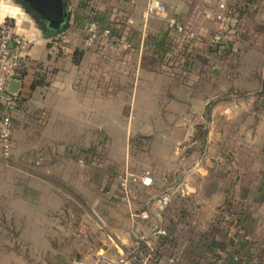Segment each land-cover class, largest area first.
I'll return each mask as SVG.
<instances>
[{"label":"crops","instance_id":"crops-1","mask_svg":"<svg viewBox=\"0 0 264 264\" xmlns=\"http://www.w3.org/2000/svg\"><path fill=\"white\" fill-rule=\"evenodd\" d=\"M161 1L167 15L189 23L199 40L238 20L235 13H222L234 0ZM65 4L68 17L53 34L40 26L12 28L31 45L11 115L15 148L17 143L24 162L32 157L37 169L34 184L24 187L23 204L46 213L103 216L101 225H82L85 233L100 234L88 241L92 255L70 256L68 263L142 264L150 246L147 264H208L219 249L226 252L224 264H264V98L213 91L228 86L203 79L204 72L196 75L190 60H180L179 49H167L172 41L162 16L143 27L145 0ZM90 13L111 34L84 48ZM7 16L14 15L4 13L0 21ZM62 32L70 42L55 49L49 39ZM235 52L189 56L241 62L243 51ZM125 171L148 173L152 180L135 187L131 208L118 199ZM161 193L170 202L160 212L154 197ZM223 203L240 213L252 241L217 223ZM132 209L150 217L134 221ZM156 228L167 235L154 234Z\"/></svg>","mask_w":264,"mask_h":264},{"label":"rangeland","instance_id":"rangeland-1","mask_svg":"<svg viewBox=\"0 0 264 264\" xmlns=\"http://www.w3.org/2000/svg\"><path fill=\"white\" fill-rule=\"evenodd\" d=\"M66 1L70 0H65V3ZM233 3L232 7L238 20L233 26H227L233 31L226 32L219 44H210L209 39L214 33L206 39L197 40L196 43L200 46L194 45L192 51H243L244 56L240 57L242 61L239 62L238 57H233L229 61L219 62L220 64L216 61L210 63L209 58L202 59L198 56L196 59L188 56L186 61L190 60L188 66L193 72L197 71L196 75L205 73L203 79L227 84V88H213L216 93L231 89L235 94L244 91L245 94L262 99L264 0H234ZM224 12L227 10L222 11ZM4 13L14 16L4 17L0 26L5 24L11 29H39L37 17L26 11L21 0H0V16ZM219 45L222 46L220 50ZM180 47L181 44L177 41L167 45L171 53ZM217 64L221 66L217 67ZM242 69L244 71H241ZM235 80L248 82L246 88L230 85ZM258 105V99L254 100L252 107L257 108ZM14 141L16 142L15 138ZM22 157L17 143L9 161L4 162L0 156V264H70L67 261L70 256L92 255L88 241L98 239L100 234L96 231L85 233L82 231V225H101L100 218L103 216L99 218L93 215H71L67 211L46 213L44 208L25 206L21 196L24 187L34 184L32 180L37 169L32 157L27 162H24ZM71 203L72 201H67V204Z\"/></svg>","mask_w":264,"mask_h":264},{"label":"built area","instance_id":"built-area-1","mask_svg":"<svg viewBox=\"0 0 264 264\" xmlns=\"http://www.w3.org/2000/svg\"><path fill=\"white\" fill-rule=\"evenodd\" d=\"M153 16H162L164 19V27L167 36L172 42H179L181 47V59L185 60L192 51L196 41L199 40L197 33L193 27L177 16H168L166 5L161 0H145L144 7L141 12L143 27L146 26L149 18ZM127 23H131L130 17L126 18ZM111 31L109 28H101L97 19L92 13L88 14L84 27V36L82 46L84 48L92 47L102 36H109ZM222 30L216 31L209 39L210 44H219L225 37ZM52 47L59 49L70 42L68 32H62L49 39ZM31 40L26 36L12 31L7 25L0 26V103L3 105V111L0 114V156L4 162L11 159L15 143L12 136V111L17 105V96L7 91V84L11 79H21L23 70V59L30 48ZM219 50L222 46H218ZM235 50L234 48H232ZM172 70H178V67L170 65ZM152 182L148 173H132L125 171L118 179V199L126 206H132V194L138 185H150ZM170 202L168 193H161L154 197V203L158 211L166 209ZM134 221L147 220L150 215L147 211H135L132 209L130 213ZM241 215L236 209H233L229 203H223L216 209L215 219L218 224L223 225L232 230L235 237L252 241V238L244 231L240 219ZM176 220V219H175ZM154 234L158 236H166L167 231L164 228H156ZM148 246V245H147ZM143 254L142 264H147L151 259L152 248L150 246ZM226 252L223 249L216 250L214 257L208 264H224ZM233 259L239 261V256L234 255Z\"/></svg>","mask_w":264,"mask_h":264},{"label":"water","instance_id":"water-1","mask_svg":"<svg viewBox=\"0 0 264 264\" xmlns=\"http://www.w3.org/2000/svg\"><path fill=\"white\" fill-rule=\"evenodd\" d=\"M21 2L27 12L32 13L35 18L43 21L46 27L52 30H60L68 17L65 0H21ZM21 86V80L11 79L7 84V91L18 95Z\"/></svg>","mask_w":264,"mask_h":264},{"label":"trees","instance_id":"trees-1","mask_svg":"<svg viewBox=\"0 0 264 264\" xmlns=\"http://www.w3.org/2000/svg\"><path fill=\"white\" fill-rule=\"evenodd\" d=\"M226 10H227V12H229V13H234V9H233V7L231 6V7H229V8H226ZM236 16H237V14H236ZM220 30H222L224 33H226V30H228V28H225V27H221L220 28ZM45 32L47 33V34H53V33H55V32H57L56 30H52V29H49V28H45ZM225 53L226 54H233L234 52L233 51H225ZM23 71L21 72V77L23 76ZM3 105L0 103V114L2 113V111H3Z\"/></svg>","mask_w":264,"mask_h":264},{"label":"flooded vegetation","instance_id":"flooded-vegetation-1","mask_svg":"<svg viewBox=\"0 0 264 264\" xmlns=\"http://www.w3.org/2000/svg\"><path fill=\"white\" fill-rule=\"evenodd\" d=\"M38 21V25L41 27V28H47L45 23L43 21H41L40 19H37Z\"/></svg>","mask_w":264,"mask_h":264}]
</instances>
